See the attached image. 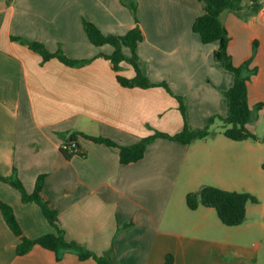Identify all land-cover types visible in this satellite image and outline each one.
Returning a JSON list of instances; mask_svg holds the SVG:
<instances>
[{"label":"crops","instance_id":"crops-1","mask_svg":"<svg viewBox=\"0 0 264 264\" xmlns=\"http://www.w3.org/2000/svg\"><path fill=\"white\" fill-rule=\"evenodd\" d=\"M137 1L144 33L137 48L140 67L173 95L162 86L123 87L117 75L132 79L134 70L123 64L115 72L99 57L111 55L113 48L90 42L84 20L106 35L124 36L134 28L120 0H0V176L16 171L32 193L37 178L46 175L44 197L59 212L66 239L117 264H165L168 255L174 264H259V245L233 243L216 210H191L187 195L207 185L236 191L243 183L261 203L264 184L252 188L247 177L264 164V144L234 142L220 132L191 145L156 139L143 160L126 166L118 149L81 137L83 157L67 159L61 151L59 134L82 133L132 146L156 132L180 133L184 118L175 96L185 101L192 131L204 129L212 116L227 115L222 92L234 85V75L214 60L218 43L204 45L192 29L204 3ZM245 3L243 15L226 11L221 20L233 65L250 61L249 68L256 70L247 89L250 106L263 105L249 125L259 136L264 134V0L257 13ZM13 37L42 43L50 52L61 46L68 58L91 62L81 68L57 59L42 65L39 54ZM0 203L12 207L27 238L54 232L38 205L23 203L20 192L1 181ZM256 220L264 229V209ZM18 244L0 210V264H97L38 245L19 256Z\"/></svg>","mask_w":264,"mask_h":264},{"label":"trees","instance_id":"trees-1","mask_svg":"<svg viewBox=\"0 0 264 264\" xmlns=\"http://www.w3.org/2000/svg\"><path fill=\"white\" fill-rule=\"evenodd\" d=\"M199 1L204 3L205 11L196 18L192 28L193 32L200 36L201 42L204 45L218 43L219 46L214 50L213 58L216 62L220 63L226 71L234 75V85L230 89L222 92L228 108L227 115L212 116L204 129L192 131L187 124L185 101L182 97L175 96L179 103L180 112L184 118V128L180 133L169 135L156 132L152 136L144 138L132 146H121L110 139L93 137L82 133H73L69 136L59 134L60 138L63 140V144L71 148V150H64L61 148L62 153L67 159H71L74 156H84L78 143V138L81 137L96 144H104L118 149L120 163L122 165L135 164L143 160L147 146L156 139H166L180 142L184 145H191L196 141L215 136L217 132L210 131V129L217 120L223 123L222 134L229 140L234 142L250 140L264 144V134L258 136L249 130V125L258 120L259 112L263 107L262 104L251 107L248 101L247 84L250 77L256 73V70L249 68L250 61L240 67L233 65L231 56L228 52L230 37L221 20L222 14L226 11L236 15H243V11L247 8L246 1L251 3L252 13H257L262 7L261 0ZM120 3L131 12L135 21L134 28L124 36L106 35L94 23L84 20L83 27L90 42L98 48L105 45H109L113 48L114 51L111 55L100 54L99 57L109 61L115 72H121L124 69L123 64H127L134 70L135 76L132 79H128L120 74L117 75L118 82L123 87L147 89L162 86L172 94L168 85H157L152 83L140 67L137 48L139 44L144 41V33L140 27L137 16L138 1L120 0ZM13 40L20 41L22 45L27 46L31 51L39 54L42 57V65L52 59H57L66 66L81 68L91 62V60H72L68 58L61 46L58 47L57 51L50 52L44 44L39 42H31L18 37H13ZM256 47L257 43L254 44V52ZM126 49L129 50V56L125 54ZM0 181L18 190L21 194L23 203H34L38 205L44 217L54 229V232L39 238H27L23 233L12 207L8 204L0 203V210L4 220L10 230L19 239V244L17 246V254L19 256L27 255L38 245L57 255L66 253L74 254L78 256L81 261L93 259L97 264H117L108 256H98L93 253L84 244L68 241L66 239V231L61 227L59 212L52 208L44 197L46 175H40L37 178L35 189L32 193L27 192L16 171H14L11 176H0ZM249 203L258 204L259 200L255 195L249 192L226 191L208 185L203 186L197 192H192L187 195V205L191 210H196L199 206L213 208L216 210L222 223L228 227L240 226L245 222L247 218V205ZM165 264H174V259L171 255L166 257Z\"/></svg>","mask_w":264,"mask_h":264},{"label":"rangeland","instance_id":"rangeland-1","mask_svg":"<svg viewBox=\"0 0 264 264\" xmlns=\"http://www.w3.org/2000/svg\"><path fill=\"white\" fill-rule=\"evenodd\" d=\"M223 123L219 120L211 127L210 131L220 132L222 134ZM259 136H262L261 134ZM264 164H259L252 169L251 176L247 177L249 181L247 184H250L252 188L258 187L264 184ZM242 187L239 185L236 187V192H249L243 187V183H241ZM240 185V186H241ZM253 194L252 192H249ZM260 194L262 196V202L259 204L250 205V211L247 215L245 222L236 227H227L221 224V227L225 231L231 232V240L233 243L242 245L248 248H253L259 245V264H264V229H261L260 226H256L257 220L256 216L260 215V212L264 209V189L260 190ZM222 223V222H221Z\"/></svg>","mask_w":264,"mask_h":264},{"label":"built area","instance_id":"built-area-1","mask_svg":"<svg viewBox=\"0 0 264 264\" xmlns=\"http://www.w3.org/2000/svg\"><path fill=\"white\" fill-rule=\"evenodd\" d=\"M73 145H75V144H73ZM61 148L64 149V150H66V149L71 150V148L68 147L66 144H62V147Z\"/></svg>","mask_w":264,"mask_h":264}]
</instances>
